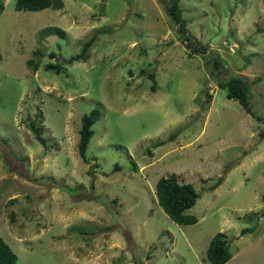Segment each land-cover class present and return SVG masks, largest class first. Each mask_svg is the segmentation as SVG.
I'll list each match as a JSON object with an SVG mask.
<instances>
[{
    "label": "rangeland",
    "instance_id": "obj_1",
    "mask_svg": "<svg viewBox=\"0 0 264 264\" xmlns=\"http://www.w3.org/2000/svg\"><path fill=\"white\" fill-rule=\"evenodd\" d=\"M14 1L0 12V238L17 264H211L217 232L225 264H264V0H178L203 54L182 41L170 0H62L39 11ZM93 34L85 61L45 69L51 52L66 59ZM210 51L221 78L247 80L262 120L217 86ZM94 108L84 161L80 118ZM169 174L200 193L186 211L194 224L158 205L155 183Z\"/></svg>",
    "mask_w": 264,
    "mask_h": 264
},
{
    "label": "trees",
    "instance_id": "obj_2",
    "mask_svg": "<svg viewBox=\"0 0 264 264\" xmlns=\"http://www.w3.org/2000/svg\"><path fill=\"white\" fill-rule=\"evenodd\" d=\"M63 6L62 0H15L14 8L16 10L26 11H39L45 8H61ZM3 9V2L0 0V12ZM168 15L171 17L177 31L186 45L194 52L205 53L206 47L197 45L194 40L187 34L186 21L181 17V10L178 6V0H170L167 6ZM55 34L60 37L64 36V31L59 28H51ZM50 30V29H49ZM96 35H92L87 41L83 43L80 51L68 58L60 59L53 52L49 54L50 57L56 58L55 63H48L45 69L54 70L56 73L65 71V64H71L74 61H85L87 51L94 42ZM169 41L167 46L170 45ZM208 63L212 69L213 75L217 79V86L226 90V97L234 99L238 104L252 117H258L250 106V85L247 80L241 75H233L228 78H221L225 72L226 67L222 65L220 58L210 51ZM1 59V52H0ZM31 64V61H28ZM145 70H141L144 73ZM147 77L151 80L150 90L152 92L156 89L155 72H146ZM99 119V111L94 108L88 113H85L80 118L79 139L77 143V151L79 156L85 161V152L90 138L93 135L92 125ZM261 119V118H260ZM262 120V119H261ZM30 129L34 137L42 144L45 145V139L40 135L33 122L29 123ZM260 139L264 138V130L258 132ZM91 167V166H90ZM93 167V166H92ZM116 168V167H115ZM114 170H117L115 169ZM222 181L218 178L211 186L210 189H215ZM155 195L158 205L162 208L168 218L176 224L190 225L197 222L195 215L187 213L186 211L191 208L196 200L200 197V193L190 183H179L175 174H169L158 178L155 183ZM250 231L243 228L241 233ZM231 257L229 251L228 241L225 239L223 232H217L209 241L206 249V258L211 264H225ZM0 264H17V256L9 247V245L0 238Z\"/></svg>",
    "mask_w": 264,
    "mask_h": 264
}]
</instances>
